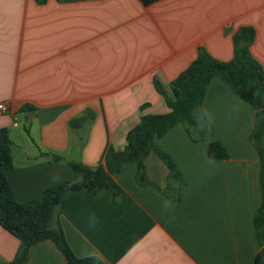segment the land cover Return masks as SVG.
Wrapping results in <instances>:
<instances>
[{
    "label": "crops",
    "instance_id": "1",
    "mask_svg": "<svg viewBox=\"0 0 264 264\" xmlns=\"http://www.w3.org/2000/svg\"><path fill=\"white\" fill-rule=\"evenodd\" d=\"M242 25L255 29L250 51L264 70V0H0V127L12 142L5 177L15 199L71 178L68 161L95 167L109 146L121 150L141 115L168 111L153 78L169 93L198 46L230 59ZM202 108L209 139L191 138L181 122L154 139L180 177L169 178L150 151L147 181L136 179L134 161L113 174L123 190L116 200L107 189L65 198L59 219L75 255L103 264H254L255 108L215 77ZM210 139L224 145L227 159L208 157ZM18 247L0 226V263ZM26 264L66 260L44 240L30 247Z\"/></svg>",
    "mask_w": 264,
    "mask_h": 264
},
{
    "label": "trees",
    "instance_id": "2",
    "mask_svg": "<svg viewBox=\"0 0 264 264\" xmlns=\"http://www.w3.org/2000/svg\"><path fill=\"white\" fill-rule=\"evenodd\" d=\"M142 1L147 3L149 0ZM254 38V27L240 26L232 36L233 54L228 60H219L204 47L198 46L194 59L169 82V93L154 77L153 86L164 96L167 112L141 115L138 122L125 133V144L121 150L116 151L109 146L103 163L95 167L78 161H68L74 171L71 178L47 187L27 200L15 199L5 177V169L13 165L12 142L8 130L0 127V226L19 240L14 258L0 264H26L30 247L44 240L52 241L63 254L66 264H103L98 256L79 257L72 251L59 219L63 201L74 193L92 197L103 189L109 190L112 199L116 200L123 190L114 180L113 174L120 171L126 162L134 161L136 179L140 182L147 181L144 159L150 151L165 163L169 178L180 177L171 156L157 148L154 139L162 136L177 122L184 125L193 139L210 138L211 125L203 113L202 100L208 83L214 77L255 108L249 141L259 159L261 200L253 214L258 245L254 264H264V70L250 51ZM207 154L213 159L229 157L224 145L216 139L208 141ZM51 159L58 161L60 157L52 155Z\"/></svg>",
    "mask_w": 264,
    "mask_h": 264
},
{
    "label": "built area",
    "instance_id": "3",
    "mask_svg": "<svg viewBox=\"0 0 264 264\" xmlns=\"http://www.w3.org/2000/svg\"><path fill=\"white\" fill-rule=\"evenodd\" d=\"M6 106L4 103H0V112L5 111ZM13 124L16 125V120H13Z\"/></svg>",
    "mask_w": 264,
    "mask_h": 264
},
{
    "label": "rangeland",
    "instance_id": "4",
    "mask_svg": "<svg viewBox=\"0 0 264 264\" xmlns=\"http://www.w3.org/2000/svg\"><path fill=\"white\" fill-rule=\"evenodd\" d=\"M22 128V127H21Z\"/></svg>",
    "mask_w": 264,
    "mask_h": 264
}]
</instances>
